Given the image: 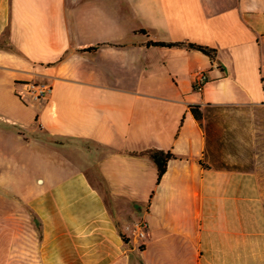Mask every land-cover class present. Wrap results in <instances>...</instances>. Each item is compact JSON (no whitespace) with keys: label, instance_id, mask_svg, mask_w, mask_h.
<instances>
[{"label":"crops","instance_id":"crops-1","mask_svg":"<svg viewBox=\"0 0 264 264\" xmlns=\"http://www.w3.org/2000/svg\"><path fill=\"white\" fill-rule=\"evenodd\" d=\"M0 264H264V0H0Z\"/></svg>","mask_w":264,"mask_h":264},{"label":"trees","instance_id":"trees-1","mask_svg":"<svg viewBox=\"0 0 264 264\" xmlns=\"http://www.w3.org/2000/svg\"><path fill=\"white\" fill-rule=\"evenodd\" d=\"M186 47L188 49L191 50H196L199 51L203 54H206L208 56H210L214 50L201 46V45H197V44H186ZM193 116L195 117L196 120L199 119V111H198V107H191L190 108ZM149 158L153 161L156 170H157V183L160 181V179L162 178V176L165 174L166 172V167H167V163L169 160H171L173 158V155L171 153H164L162 151H158V150H150L147 152Z\"/></svg>","mask_w":264,"mask_h":264},{"label":"built area","instance_id":"built-area-1","mask_svg":"<svg viewBox=\"0 0 264 264\" xmlns=\"http://www.w3.org/2000/svg\"><path fill=\"white\" fill-rule=\"evenodd\" d=\"M206 82V76L204 73L198 74L194 82V89L196 91H201ZM49 92V87L45 84H32L27 89V94L31 96L34 101L44 100ZM140 238L144 237V232L142 230L143 224L139 223L137 225Z\"/></svg>","mask_w":264,"mask_h":264}]
</instances>
